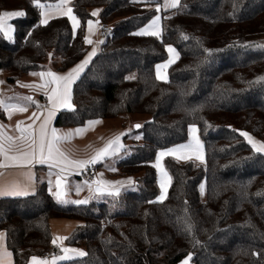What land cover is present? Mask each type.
I'll return each mask as SVG.
<instances>
[{"label":"trees","instance_id":"1","mask_svg":"<svg viewBox=\"0 0 264 264\" xmlns=\"http://www.w3.org/2000/svg\"><path fill=\"white\" fill-rule=\"evenodd\" d=\"M59 1L0 0V12L23 13L12 21L14 41L0 31L6 82L15 87L42 71L51 51L58 72L80 64L90 51L88 22L99 19L107 38L73 85L75 110L61 111L54 125L129 114L149 120L143 143L135 140V153L117 158L111 172L133 176L134 188L83 205L59 203L44 183L33 195L0 199V232L14 264L55 249V218L84 223L65 239L84 253L59 264H179L190 254L191 264H264V154L239 132L264 141V0H181L162 13L161 37L137 32L164 0H75L76 30L64 16L40 22L43 7ZM167 45L180 58L161 81L156 66L167 60ZM192 127L204 164L166 157L171 186L159 200L158 153L188 143Z\"/></svg>","mask_w":264,"mask_h":264},{"label":"crops","instance_id":"2","mask_svg":"<svg viewBox=\"0 0 264 264\" xmlns=\"http://www.w3.org/2000/svg\"><path fill=\"white\" fill-rule=\"evenodd\" d=\"M180 1L166 0V11L175 9ZM61 9H63L61 0L56 5L44 6L42 23L46 24L59 16L57 13ZM98 13L99 11H95L94 16L97 17ZM22 14L16 10L2 11L0 12V23H12ZM64 17L69 18L74 30L79 27V21L74 13L69 14V17ZM158 17L161 20V26ZM155 21L156 24H152ZM90 28H93V34H95L96 27L91 20L87 25V37ZM137 33L143 36L161 37L162 15L155 16ZM86 42L90 46V51L86 58L74 68L66 72L56 71V73L40 71L34 79L28 81L22 79L15 86L29 92L47 87L41 96L44 103L40 108L34 105L32 109H29L18 103L4 102V97L1 98L0 87V110L4 116L0 122H5L6 119L15 116H22L17 122L16 134L3 131L0 124V199L33 195L44 183L48 185L55 199L54 193L61 198L62 201L59 202L62 204L83 205L94 200L117 196L135 187L136 180L133 176H112L111 172L117 170L115 166L107 169L102 167L106 161L117 157L125 149L126 131L106 127L107 122L102 119L88 121L85 125L76 128H57L54 125L61 111L75 110L72 98L73 85L98 53L96 46H93L87 39ZM170 46H166L170 59L156 66V75L161 81H168L169 68L180 58L177 49ZM191 135L196 136L195 130H192ZM250 145L256 151L264 153L263 146L253 143ZM168 156L181 161L190 158L201 160L205 158L201 144L191 141L160 151L157 158L160 157L164 161ZM90 165H95L97 168L94 183L76 179L75 176L85 172ZM161 172L163 183L168 191L171 180L164 170ZM164 199L159 198V200ZM50 225L57 253L33 257L28 264H59L84 253L82 249L68 246L65 243V239L77 227L84 225L83 222L55 218L50 220ZM0 264H14V256L7 247V235L4 231L0 232Z\"/></svg>","mask_w":264,"mask_h":264},{"label":"rangeland","instance_id":"3","mask_svg":"<svg viewBox=\"0 0 264 264\" xmlns=\"http://www.w3.org/2000/svg\"><path fill=\"white\" fill-rule=\"evenodd\" d=\"M74 2H75V0H61V4L63 6V9H61V11H59L57 13V14H59V16H56V17H63V16L69 17V14H73L72 13V5ZM165 2H166V0H164L162 4H156L154 6H150L151 8L155 7L154 9L157 12L156 16H160V15H162V13L164 11H166ZM40 22H42V19ZM91 22L95 25L96 31H95V34H93L94 30H93V28H90L89 33H88V37L86 35V39L88 42H91V44L93 46L97 47L98 53H99L101 51V45L104 43L105 39L107 38V34L104 32V30L100 24L99 19L98 20L92 19ZM159 22H160V26H161L160 18H159ZM152 24H156V21L153 22ZM0 30L4 33L7 40H9V41L15 40V27L11 22L0 23ZM168 52L169 51L167 50V54H168ZM169 59H170V57L168 54L167 60H169ZM166 61H164V62H166ZM59 64H60V59L55 55V53L53 51H51L49 53L47 61L45 62V64L42 67V71L48 72V73H56L57 68L59 67ZM37 73L38 72H34V73H31L29 75L24 76L23 81H28V80L34 79L35 78L34 76H36ZM7 76H8V74L6 71H0V87H1V93H2L1 98L4 97L3 98L4 102L10 101L13 103H18L20 105L28 107L29 109H32V107L34 105H36L37 108L41 107V105L44 103L41 96L46 91L47 87L41 88V89L34 91V92H29L28 90L9 85L6 82ZM3 117L4 116L0 110V120H2ZM21 118H22V116H15L13 118L6 119L5 122L4 121L0 122V124L3 127V131L9 132L11 134H16L17 133V131H16L17 122ZM148 120H149L148 115L129 114V115L119 117L118 119H115V120L106 121L107 122L106 127H113L116 130L121 129V131L124 130L127 132V135H129V137H127L125 139L126 140L124 143L125 149L121 153H119V155L117 157L112 158L110 161H106L102 165L103 169L113 168L117 162V158L123 159V158L128 157V156L135 153V149H133L131 146H133L135 140L138 142V144L143 143V139H142L143 133L141 131V126H143L144 123ZM194 128L195 129L191 128L189 141L198 142L199 144H201V146L203 148V145H202L200 137H199L198 129L196 127H194ZM192 130H195L196 136L191 135ZM218 130H219L218 127H215L213 129L214 132H217ZM239 132L244 137V139L247 142H249L250 144L253 143L254 145H257V146L261 145L264 147V141H262L261 139L257 138L256 136L250 134L247 131H241L240 130ZM203 152H204V149H203ZM261 153H263V152H261ZM204 155H205V153H204ZM189 160H193L197 164H204V160H201L198 158H190ZM154 165H155L156 170H157V182H158L157 185H158V189H159V198L160 199H164V198L166 199L168 196L169 190L167 191V186L164 185V183H163V180H162L163 175H162L161 171L164 170L166 172V175L168 176V178H170V180H171V177H170L169 173L167 172V170L164 166L163 159H161L160 157L157 158L154 162ZM169 184L171 185V182ZM169 188H170V186H169ZM50 193L52 194L51 191H50ZM54 195L56 196V200L58 202L62 201V200H60L61 198H59V196H57V194L54 193ZM111 197H113V196H111ZM104 199L94 200L92 202L98 203V202H102ZM92 202H90V203H92ZM59 203L62 204V202H59ZM64 203H68V202H64Z\"/></svg>","mask_w":264,"mask_h":264},{"label":"built area","instance_id":"4","mask_svg":"<svg viewBox=\"0 0 264 264\" xmlns=\"http://www.w3.org/2000/svg\"><path fill=\"white\" fill-rule=\"evenodd\" d=\"M96 170H97V168L95 165H90L85 172H83L81 174H77L75 177L78 180H85L86 182L92 184V183H94V180H95ZM56 253H57V251L54 249L49 253V255H53Z\"/></svg>","mask_w":264,"mask_h":264},{"label":"water","instance_id":"5","mask_svg":"<svg viewBox=\"0 0 264 264\" xmlns=\"http://www.w3.org/2000/svg\"><path fill=\"white\" fill-rule=\"evenodd\" d=\"M193 260V254H190L188 257L183 259L179 264H191Z\"/></svg>","mask_w":264,"mask_h":264}]
</instances>
